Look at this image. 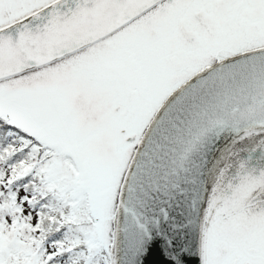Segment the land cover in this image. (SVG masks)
Returning <instances> with one entry per match:
<instances>
[{"label":"snow or ice","instance_id":"1","mask_svg":"<svg viewBox=\"0 0 264 264\" xmlns=\"http://www.w3.org/2000/svg\"><path fill=\"white\" fill-rule=\"evenodd\" d=\"M0 264H264V0H0Z\"/></svg>","mask_w":264,"mask_h":264}]
</instances>
